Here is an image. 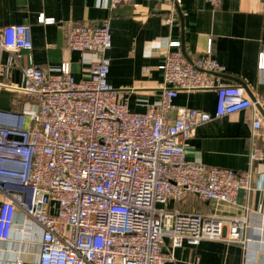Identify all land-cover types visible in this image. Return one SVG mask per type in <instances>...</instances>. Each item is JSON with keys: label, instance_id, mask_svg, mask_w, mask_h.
I'll list each match as a JSON object with an SVG mask.
<instances>
[{"label": "built area", "instance_id": "built-area-1", "mask_svg": "<svg viewBox=\"0 0 264 264\" xmlns=\"http://www.w3.org/2000/svg\"><path fill=\"white\" fill-rule=\"evenodd\" d=\"M130 1L107 0L111 10ZM179 1L173 0L174 5ZM206 1L213 7L223 2ZM39 20L53 22L43 14ZM164 23L172 25L173 17ZM111 47L109 18L75 23L68 28L65 51L90 54L85 79L76 80L69 60L57 72L38 64L23 69V90L33 109L26 126H0V176L19 179L32 189L34 201L28 207L25 194L13 191L2 203L0 245L13 232L39 236L34 223L42 230L39 264H168L175 258L164 251L165 236L174 247L222 240L246 250L254 240L248 206L242 215L224 217L185 211L181 205L195 195L234 206L241 189H253V164L264 160L260 101L254 102L242 85L221 81L226 66L216 58L211 39L205 51L193 57L180 42L167 39L159 67L164 76L160 99L146 112H134L109 83ZM0 49L30 53V27L3 28ZM258 68L264 70V50ZM208 89L219 94L213 114L175 105L181 90ZM241 108H249L252 117L247 171L188 159L198 125ZM20 207L27 219L17 224ZM261 224L264 230V214Z\"/></svg>", "mask_w": 264, "mask_h": 264}, {"label": "crops", "instance_id": "crops-1", "mask_svg": "<svg viewBox=\"0 0 264 264\" xmlns=\"http://www.w3.org/2000/svg\"><path fill=\"white\" fill-rule=\"evenodd\" d=\"M53 19L40 22V15ZM173 17L167 25L164 19ZM109 18L112 47L109 83L123 93V99L134 112L143 113L160 99L167 39L180 42L188 56H197L211 39L216 58L226 66L221 81L247 85L260 101L264 112V70L258 68L259 53L264 50V0H223L213 7L206 0H131L111 10L107 0H0V32L13 24L30 27L33 49L11 51L0 49V126L22 127L29 122L33 103L25 94L23 69L30 64L57 72L64 60L71 62L76 80L85 79L90 68V54L82 51L66 53L68 28L75 23H95ZM219 94L213 89L181 90L175 98L178 107H191L215 113ZM176 110L171 112L174 117ZM263 118H264V114ZM252 129L251 110L235 109L227 115L198 125L187 148L189 160L247 171L249 138ZM253 189H241L237 205L217 204L190 195L185 211L220 214L224 217L242 215L251 209L250 235L254 237L246 250L236 242L203 240L198 245L184 243L174 247L169 236L164 238V251L173 254L168 264H264V160L253 164ZM25 194L27 206L34 201L31 188L22 186L15 177L0 176V207L11 192ZM174 205H170L173 207ZM27 219L20 207L17 224ZM39 236L13 232L0 245V264H39L41 228L32 223Z\"/></svg>", "mask_w": 264, "mask_h": 264}, {"label": "water", "instance_id": "water-1", "mask_svg": "<svg viewBox=\"0 0 264 264\" xmlns=\"http://www.w3.org/2000/svg\"><path fill=\"white\" fill-rule=\"evenodd\" d=\"M242 86H243V85H242ZM243 87L245 88V90H246L248 96H249L254 102L258 100L257 97L254 96V94L251 92L250 88H249L247 85H244ZM257 106H258V108L260 109V111L262 112V114H264V112H263V110H262V108H261V106H260V103H257Z\"/></svg>", "mask_w": 264, "mask_h": 264}, {"label": "trees", "instance_id": "trees-1", "mask_svg": "<svg viewBox=\"0 0 264 264\" xmlns=\"http://www.w3.org/2000/svg\"><path fill=\"white\" fill-rule=\"evenodd\" d=\"M194 196H195V195H194ZM189 197H190V196H189ZM196 197H197V196H196ZM187 199H188V198H187ZM186 201H187V200H186ZM186 201H185V203L183 204V206L187 204Z\"/></svg>", "mask_w": 264, "mask_h": 264}]
</instances>
